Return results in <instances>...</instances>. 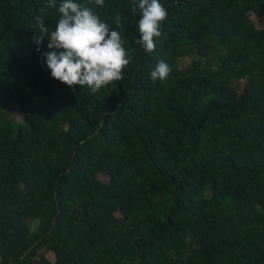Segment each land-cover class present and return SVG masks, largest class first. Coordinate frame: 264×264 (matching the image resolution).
Returning a JSON list of instances; mask_svg holds the SVG:
<instances>
[{"label": "trees", "instance_id": "16d2710c", "mask_svg": "<svg viewBox=\"0 0 264 264\" xmlns=\"http://www.w3.org/2000/svg\"><path fill=\"white\" fill-rule=\"evenodd\" d=\"M74 2L132 56L96 93L36 50L47 0H0V264H264V0H160L150 54L133 0Z\"/></svg>", "mask_w": 264, "mask_h": 264}, {"label": "clouds", "instance_id": "9594fccd", "mask_svg": "<svg viewBox=\"0 0 264 264\" xmlns=\"http://www.w3.org/2000/svg\"><path fill=\"white\" fill-rule=\"evenodd\" d=\"M95 5L103 7L105 0H93ZM57 8L56 0H47V5L40 9V15L34 17L29 26L35 30L32 37L41 51L40 45L49 38L47 47L51 51L42 52L46 64L54 79L73 87L80 85L96 93L105 86L123 79V70L130 63L132 56L124 47L126 40L118 29L122 28L121 17H115L117 30H110V24L102 21L87 4L62 0L58 6L60 18L55 30L45 25L46 9ZM139 9L138 21L140 33L137 44L145 52L152 53L156 48L155 40L161 35V26L168 17L166 8L160 0H133L132 12ZM171 72L164 61L157 62L150 72L153 82H165Z\"/></svg>", "mask_w": 264, "mask_h": 264}, {"label": "rangeland", "instance_id": "374dc122", "mask_svg": "<svg viewBox=\"0 0 264 264\" xmlns=\"http://www.w3.org/2000/svg\"><path fill=\"white\" fill-rule=\"evenodd\" d=\"M251 19L255 22L256 26L258 28L264 27V14L262 13H252L250 15ZM189 64V58L188 57H184L181 59L180 61V66L184 67L186 65ZM242 84L244 82V80L241 81ZM12 117L17 121V122H21L22 121V112L19 110H14L12 112ZM101 179L106 180L107 178L105 176H99Z\"/></svg>", "mask_w": 264, "mask_h": 264}, {"label": "water", "instance_id": "95a60500", "mask_svg": "<svg viewBox=\"0 0 264 264\" xmlns=\"http://www.w3.org/2000/svg\"><path fill=\"white\" fill-rule=\"evenodd\" d=\"M57 186H58V180H57ZM32 248H33V246H32L29 250H27V251L21 256V258L24 257V256H26V255L28 254V252H29Z\"/></svg>", "mask_w": 264, "mask_h": 264}, {"label": "crops", "instance_id": "0c3cea01", "mask_svg": "<svg viewBox=\"0 0 264 264\" xmlns=\"http://www.w3.org/2000/svg\"><path fill=\"white\" fill-rule=\"evenodd\" d=\"M48 256H49V258L52 259V260H54V258H55V256H54L53 253H49ZM0 262H1V259H0Z\"/></svg>", "mask_w": 264, "mask_h": 264}]
</instances>
